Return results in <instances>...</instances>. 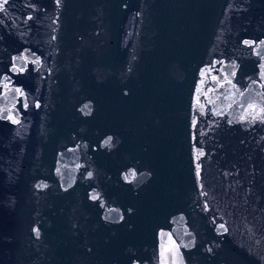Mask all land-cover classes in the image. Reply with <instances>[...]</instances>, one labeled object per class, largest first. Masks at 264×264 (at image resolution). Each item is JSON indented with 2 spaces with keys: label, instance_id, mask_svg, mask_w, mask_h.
Listing matches in <instances>:
<instances>
[{
  "label": "water",
  "instance_id": "95a60500",
  "mask_svg": "<svg viewBox=\"0 0 264 264\" xmlns=\"http://www.w3.org/2000/svg\"><path fill=\"white\" fill-rule=\"evenodd\" d=\"M0 4V264H264V0Z\"/></svg>",
  "mask_w": 264,
  "mask_h": 264
},
{
  "label": "snow or ice",
  "instance_id": "6c2138e0",
  "mask_svg": "<svg viewBox=\"0 0 264 264\" xmlns=\"http://www.w3.org/2000/svg\"><path fill=\"white\" fill-rule=\"evenodd\" d=\"M3 2H4V3H6V2H7V0H3ZM2 7H3V5H2V4H0V10H2Z\"/></svg>",
  "mask_w": 264,
  "mask_h": 264
}]
</instances>
